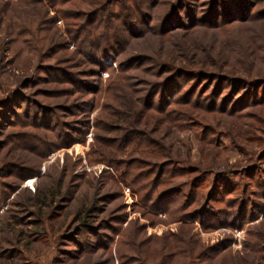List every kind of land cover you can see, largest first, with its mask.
<instances>
[{"label":"rangeland","instance_id":"obj_1","mask_svg":"<svg viewBox=\"0 0 264 264\" xmlns=\"http://www.w3.org/2000/svg\"><path fill=\"white\" fill-rule=\"evenodd\" d=\"M59 1L0 0V264H264V0H126L117 59Z\"/></svg>","mask_w":264,"mask_h":264},{"label":"trees","instance_id":"obj_2","mask_svg":"<svg viewBox=\"0 0 264 264\" xmlns=\"http://www.w3.org/2000/svg\"><path fill=\"white\" fill-rule=\"evenodd\" d=\"M134 1L136 2L134 7L137 8V13L141 17V22L147 21L146 17H148V14L143 12L142 0ZM58 2L60 1L49 0L52 6H56ZM111 5H113V9H115L116 12L110 8ZM248 5V0H213L210 10L211 13L213 12L214 15L217 16L219 22L226 18L228 20L236 16L241 17L247 12ZM133 11H135V8L133 10V6L128 4L126 0H104L96 9L89 12L87 23L85 25H79L73 31L72 36L76 41L81 40L82 46L90 50L89 54L94 58L102 59L110 55L112 58L117 59L122 53L119 46L123 47V45L126 44V40H124L125 37L122 33L126 30L131 31L139 26L137 23L138 21L134 19L135 14H133ZM111 12L112 14H110ZM214 15H211V18H213ZM116 20H118L120 24L114 23ZM143 24L144 25L140 24L139 29H144L145 25L146 27L150 26V23ZM121 26H126V29H122ZM166 83L167 82L164 83L165 86ZM164 84H159V90L165 87ZM158 93L159 91H157L156 94Z\"/></svg>","mask_w":264,"mask_h":264}]
</instances>
